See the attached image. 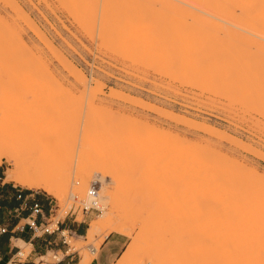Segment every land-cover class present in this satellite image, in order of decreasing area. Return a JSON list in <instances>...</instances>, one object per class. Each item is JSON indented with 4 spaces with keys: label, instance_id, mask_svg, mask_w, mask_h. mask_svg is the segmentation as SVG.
Masks as SVG:
<instances>
[{
    "label": "rangeland",
    "instance_id": "rangeland-1",
    "mask_svg": "<svg viewBox=\"0 0 264 264\" xmlns=\"http://www.w3.org/2000/svg\"><path fill=\"white\" fill-rule=\"evenodd\" d=\"M3 142L53 178L56 196L28 189L0 158L4 182L84 225L67 237L81 260L113 234L127 251L113 264H264V0H0ZM200 156L231 168L234 189L222 178L213 190ZM90 184L100 213L78 208ZM240 185L262 192L261 214L244 198L245 234ZM53 261L48 251L39 264Z\"/></svg>",
    "mask_w": 264,
    "mask_h": 264
},
{
    "label": "crops",
    "instance_id": "crops-1",
    "mask_svg": "<svg viewBox=\"0 0 264 264\" xmlns=\"http://www.w3.org/2000/svg\"><path fill=\"white\" fill-rule=\"evenodd\" d=\"M4 181L0 175V227L5 228V231L0 233V264H39L40 257L48 251L61 252V258L55 264H113L125 252L122 251L124 244L122 237L110 234L104 237L94 256L89 260L85 258L81 260L72 253H63L65 246L58 244L57 233L35 236L24 225L31 197L37 199L45 211L46 197ZM70 216L71 213L69 217L59 220V228L67 230L75 237L82 236L86 230L84 225L74 223V217L70 219ZM37 220L40 221V217ZM25 245L29 246L28 252L23 258L17 257L15 253L21 251V247ZM36 258L39 259L37 262Z\"/></svg>",
    "mask_w": 264,
    "mask_h": 264
},
{
    "label": "bare ground",
    "instance_id": "bare-ground-1",
    "mask_svg": "<svg viewBox=\"0 0 264 264\" xmlns=\"http://www.w3.org/2000/svg\"><path fill=\"white\" fill-rule=\"evenodd\" d=\"M17 7V6H16ZM27 18V17H26ZM25 18V19H26ZM27 20V19H26ZM30 22V21H29ZM29 26V25H28ZM31 28V27H30ZM41 38V37H40ZM44 38V37H43ZM42 38V39H43ZM14 57V56H13ZM61 58V57H60ZM61 60H63L62 58H61ZM15 71V70H14ZM20 78H21V76H20ZM81 80H82V82H84V79H83V77L81 78ZM81 82V83H82ZM2 93V92H1ZM10 93V92H9ZM17 93H19V91L17 92ZM16 93V94H17ZM10 95V94H9ZM21 96H23V95H21ZM16 104V103H15ZM24 106V105H23ZM22 107V106H21ZM2 114V113H1ZM5 118V117H4ZM7 118V117H6ZM4 121V120H3ZM7 121V120H6ZM24 122V121H23ZM7 126V125H6ZM11 126H13V124L11 125ZM17 128V127H16ZM70 136V135H69ZM73 138V137H72ZM4 143V142H3ZM84 147V146H83ZM82 147V150L80 149L79 150V153H81V152H83V148ZM1 157H3V158H5L8 162H10V164H12V166H13V170L10 172V174L7 176L8 178H10V180H12V181H16V182H18V183H20L22 186H24V187H26V188H32V189H42L43 191H45V192H47V193H49V194H53V195H58V188H57V186H56V184H55V182H54V180H53V178L52 177H50V176H47V175H44V174H37V173H35V172H31L30 170H28V169H26L25 168V166L21 163V161L13 154V152H12V149L7 145V143H6V145H5V143L4 144H1L0 143V158ZM198 158H199V156H197ZM201 157L202 156H200V159H198V165L199 166H201V167H198L197 166V168L199 169V168H201V173H203V167H205L204 169H206L205 171H208L209 169V172H204V174L206 173L207 175L210 173V172H213V175L215 176V174H216V178L217 179H215V177H213L212 178V173H210L211 175H209V177H210V180H211V182L214 180V182H215V180H218V183L217 182H215L216 183V185H212V184H210V182L207 184V185H212L213 186V190L215 189V186H216V189L220 186H222V185H225L226 184V182L228 183V181L230 182L231 180L229 179L231 176V178H232V180H234L236 177V173H234L233 172V170H231V168H227L228 166H223V164H220V163H218V162H214V163H212L211 162V164H210V162L208 161V160H205V159H203L202 158V162L205 160L206 161V164H208L209 165V167H208V165L206 166V164H205V161L203 162V165H202V163H201ZM194 158V160L196 159L197 160V158H195V157H193ZM208 162V163H207ZM199 163H201V164H199ZM207 167V168H206ZM188 168V167H187ZM187 168H185V169H187ZM190 169V168H189ZM193 170V169H192ZM200 170V169H199ZM182 171H183V169H182ZM191 171V170H190ZM190 171H188L189 172V174L188 175H190L191 176V174H190ZM187 172V171H186ZM183 173V175L185 174V176H186V173L185 172H182ZM194 173V172H193ZM196 173V172H195ZM198 173H199V171H198ZM198 173H196L195 174V176L196 175H198ZM205 174V175H206ZM218 174H220L221 176H223V177H221L220 175H218ZM223 174H225V176H227V175H231V176H227V177H229L228 179H227V177H225ZM182 175V174H181ZM187 175V176H188ZM200 175V174H199ZM203 175V174H202ZM204 175V176H205ZM201 176V175H200ZM235 178H234V177ZM238 176V175H237ZM192 177H194V176H192ZM220 177H221V179H220ZM185 178H187V177H185ZM184 178V179H185ZM197 178H199V176H197ZM197 178H194V179H197ZM222 178H223V180H222ZM234 178V179H233ZM188 179V178H187ZM213 179V180H212ZM220 179V180H219ZM225 179H227L228 181H226ZM238 179H240V178H238ZM191 180H193V179H191ZM199 180V179H198ZM203 180V179H202ZM201 180V178H200V180H199V182L200 181H202ZM223 181V184L222 185H218V184H220V182L222 183V181ZM195 181V180H194ZM209 181V180H208ZM226 181V182H225ZM190 182V181H189ZM188 182V183H189ZM192 182V181H191ZM198 182V183H199ZM204 182V181H203ZM202 182V183H203ZM213 182V183H214ZM225 182V183H224ZM232 182V181H231ZM230 182V184H232ZM194 183H196V182H194ZM202 183L200 184V185H202ZM205 183V182H204ZM214 183V184H215ZM228 185L229 187V190L230 189H234V188H231L232 186L231 185ZM242 184V183H241ZM188 185V184H187ZM206 184H204L202 187H207V186H205ZM218 185V186H217ZM243 185H244V183H243ZM227 186V184L225 185V187H223L222 186V188L224 189V188H226L225 190H227L228 188L226 187ZM231 186V187H230ZM237 186V185H236ZM189 187V186H188ZM201 187V188H202ZM209 187V186H208ZM219 187V188H220ZM238 187V186H237ZM241 187H242V189H244L243 188V186H241L240 185V187H239V189H241ZM246 187V186H245ZM195 188V187H194ZM199 188V187H198ZM236 188V187H235ZM246 188H248V187H246ZM192 189V191L191 192H195V191H193L194 189H193V187L191 188ZM190 189V190H191ZM208 188H206V190H207ZM238 189V188H237ZM236 189V190H237ZM238 189V190H239ZM241 189V190H242ZM209 190H211V188H209ZM225 190H224V192H225ZM236 190L234 191V193H236ZM241 190H239V192L241 191ZM220 191L221 192H223V190L220 188ZM220 191H219V194H220ZM243 192H244V190H242ZM241 191V192H242ZM191 192H188V193H191ZM201 192H203V191H201ZM208 192V191H207ZM211 192V191H210ZM214 192V191H213ZM240 192V193H241ZM243 192L239 195L238 194V192L236 193L237 194V196H239L236 200H235V205L237 206V205H239L238 207L240 208V204H241V206H242V203H243V209L244 210H242V208L240 209L241 211H242V214L244 213V212H248L250 209H251V206H249V203H250V205H252V203H253V206L255 205V204H258V205H255L256 207L257 206H259V201L260 200H258L259 199V195H261L262 194V192H261V194H258L257 196H256V194L258 193V192H256V194H253V195H251L250 193H252L253 191H251V192H249L248 193V195H246V193L245 194H243ZM197 193H199L198 191H197ZM205 193V192H204ZM209 193V192H208ZM207 193V194H208ZM215 193H216V191H215ZM218 193V192H217ZM234 193H232V194H234ZM194 194H196V192L194 193ZM203 194V193H202ZM229 194H231V193H229ZM254 196V197H252V199H250L251 198V196ZM191 195V194H190ZM196 195H198V194H196ZM195 195V196H196ZM244 195V196H243ZM188 196V195H187ZM194 195H192V197H193ZM216 196V195H215ZM241 196H243V198H241ZM245 196H246V198L247 199H249L250 200V202H248V204H246L245 205V202H246V200L244 199L245 198ZM247 196H249L250 198H248ZM262 196V195H261ZM190 197V196H189ZM209 197L211 198V196L209 195ZM217 197V196H216ZM229 197V196H228ZM235 197V196H234ZM258 199H257V198ZM207 198V197H206ZM224 198H225V196H224ZM223 198V199H224ZM256 198V199H255ZM197 199V198H196ZM216 199V198H215ZM222 199V200H223ZM255 199V200H254ZM262 200H264V198H261ZM187 200V199H186ZM192 200V199H191ZM202 200V199H201ZM218 200V199H217ZM219 200H220V197H219ZM239 200H241L240 202L241 203H238V204H236V202H238ZM256 200H258V201H256ZM195 201V200H194ZM206 200L204 199V202H205ZM231 201H232V199H231ZM245 201V202H244ZM248 201V200H247ZM254 201H256V202H258V203H255ZM187 202H189V201H187ZM199 202V201H198ZM229 202V201H228ZM202 203L203 202H201V204L200 205H202ZM211 203H213V201L211 202ZM233 203V202H232ZM247 203V202H246ZM261 203H263L262 201H261ZM205 204V203H204ZM203 204V205H204ZM207 204H209V202L207 203ZM207 204H205V206L207 205ZM214 204V203H213ZM216 204V203H215ZM230 204V203H229ZM212 205V204H211ZM217 205V204H216ZM233 205V204H232ZM221 207H222V205H220ZM235 206V208L237 209L238 207H236ZM198 207H199V204H198ZM197 207V208H198ZM210 207V206H209ZM212 207V206H211ZM210 207V208H211ZM214 207V206H213ZM217 207V206H216ZM221 207H219V208H221ZM248 207V208H247ZM262 207V206H261ZM260 206L258 207L259 208V210L261 209V212H260V214L263 212V207L261 208ZM202 208V207H201ZM258 208H256V210L258 209ZM212 209V208H211ZM214 209V208H213ZM252 209H255V207H252ZM239 209L237 210V211H240ZM246 210V211H245ZM255 210V212H257ZM214 211L215 212H217L215 209H214ZM219 211V210H218ZM225 211H226V209H225ZM233 211V210H232ZM240 211V212H241ZM244 211V212H243ZM220 212V211H219ZM250 212V211H249ZM248 212V213H249ZM225 212H223V214H224ZM228 213H229V211H228ZM236 213V212H235ZM252 213H254V212H252ZM258 213V212H257ZM264 213V212H263ZM263 213L260 215V216H262L263 217V219H264V216H263ZM237 214V213H236ZM230 215V214H229ZM238 215V214H237ZM239 215H241V213L239 214ZM239 215L238 216H236V217H239ZM246 215H247V213L245 214H243V218L245 217V220H244V225H243V227H242V229L244 230V234H245V232H246V229H247V225L248 224H245V223H248V221H250V223H251V219L250 218H252V216L250 215V213H249V215H248V217H246ZM225 217L227 216V215H224ZM234 216V215H233ZM234 216V217H235ZM242 216V215H241ZM259 216V215H258ZM230 217H232L231 215H230ZM254 217H255V213H254ZM257 217V216H256ZM255 217V218H256ZM227 218V217H226ZM229 218V217H228ZM241 218V217H240ZM259 218V217H258ZM229 219H231V218H229ZM228 219V220H229ZM239 219V218H238ZM232 220H233V218H232ZM240 220V219H239ZM241 220H243L242 218H241ZM260 220V219H259ZM264 221V220H263ZM242 223V222H241ZM263 223V222H262ZM230 224H231V222H230ZM243 224V223H242ZM255 224V223H254ZM229 225V224H228ZM263 225V224H262ZM249 227L250 226H253L252 224L251 225H248ZM257 226V225H256ZM241 227V226H240ZM254 228V227H253ZM263 228V227H262ZM242 229H240L241 231H242ZM96 230H97V226L96 225H94V224H91L90 225V227H89V229L87 230V234H86V236H93V234L96 232ZM234 230H236V229H234ZM259 230V229H258ZM247 231H249V228L247 229ZM251 231V230H250ZM263 231H264V229H263ZM256 232H257V229H256ZM262 232V231H261ZM257 234H258V232H257ZM257 234H255V235H257ZM263 234V233H262ZM246 235H244L243 237H245ZM260 236V235H259ZM264 236V235H263ZM249 237V236H248ZM239 238H240V235H239ZM255 238V237H254ZM260 238V237H259ZM247 240V239H246ZM235 241H236V239H235ZM244 241V239L243 240H241V242H239V243H244L243 242ZM237 242V241H236ZM263 242V241H262ZM258 243V242H257ZM264 243V242H263ZM237 245H239V244H237ZM245 245H247V244H245ZM263 246V245H262ZM246 247V246H245ZM259 247H261V246H259ZM235 248V247H234ZM238 248V247H237ZM236 248V249H237ZM243 248V247H242ZM92 249H94L93 247H92ZM246 249V248H245ZM261 249V248H260ZM264 249V248H263ZM91 250V249H90ZM242 250H244V249H242ZM93 251H95V250H91V252H92V254H94L93 253ZM248 252H249V250H247ZM264 251V250H263ZM236 252H237V250H236ZM235 252V253H236ZM242 252V251H241ZM246 252V251H245ZM244 252V253H245ZM125 253H127V251L126 252H124L123 253V255L121 256V258L119 259V261L121 260V259H123V257H124V255H125ZM247 253V252H246ZM263 254V253H262ZM244 255V254H243ZM262 256V255H261ZM235 257H236V255H235ZM238 257V256H237ZM235 258L236 259V261H237V263H233V264H245L244 262H242L241 260H240V257H238V258ZM244 259V258H243ZM242 259V260H243ZM235 261V262H236ZM241 261V262H240ZM239 262V263H238ZM263 263H264V261H263Z\"/></svg>",
    "mask_w": 264,
    "mask_h": 264
},
{
    "label": "built area",
    "instance_id": "built-area-1",
    "mask_svg": "<svg viewBox=\"0 0 264 264\" xmlns=\"http://www.w3.org/2000/svg\"><path fill=\"white\" fill-rule=\"evenodd\" d=\"M17 197H19V194H17ZM69 197H71L74 200L76 198V195L70 193ZM50 202L51 199H46L47 209L45 211L43 209L42 204L37 199L31 197V202L28 205V212L25 218L24 225L35 236L57 233L58 244L64 245L65 249L63 250V253L68 254L70 252H68L69 246H68L67 237H70L71 234L67 230L59 228V220L55 219V213ZM76 202L78 203V208L81 213H87L88 211L100 213L102 210L98 200L97 189L95 188L94 184H90L84 192V197L79 200H76ZM38 217H40L41 219L40 221L37 220ZM4 231L5 228L0 227V233ZM89 248L91 250H94L92 249V246ZM50 252H51V258L54 259L53 263L51 264H55L60 260L61 252L59 251H50ZM58 253L60 254L59 257L57 256ZM15 254L17 257H21L22 252L18 250Z\"/></svg>",
    "mask_w": 264,
    "mask_h": 264
}]
</instances>
